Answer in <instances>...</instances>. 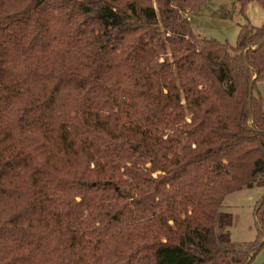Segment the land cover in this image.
<instances>
[{"label":"trees","instance_id":"1","mask_svg":"<svg viewBox=\"0 0 264 264\" xmlns=\"http://www.w3.org/2000/svg\"><path fill=\"white\" fill-rule=\"evenodd\" d=\"M205 1L0 0V264H248L264 248V194L254 242L220 212L264 185V22L217 42L190 25Z\"/></svg>","mask_w":264,"mask_h":264},{"label":"rangeland","instance_id":"2","mask_svg":"<svg viewBox=\"0 0 264 264\" xmlns=\"http://www.w3.org/2000/svg\"><path fill=\"white\" fill-rule=\"evenodd\" d=\"M188 16L195 33L235 45L242 25H249L250 32L264 22V8L256 0H248L243 8L233 0H207L191 9ZM257 90L264 108V80L257 82ZM263 194L264 185H254L228 193L223 199L220 212L232 216L226 229L233 241L250 243L257 239L254 209ZM248 264H264V248L256 251Z\"/></svg>","mask_w":264,"mask_h":264},{"label":"water","instance_id":"3","mask_svg":"<svg viewBox=\"0 0 264 264\" xmlns=\"http://www.w3.org/2000/svg\"><path fill=\"white\" fill-rule=\"evenodd\" d=\"M248 110L250 111V98L248 99Z\"/></svg>","mask_w":264,"mask_h":264}]
</instances>
